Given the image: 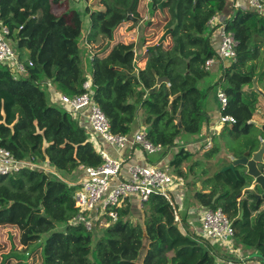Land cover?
<instances>
[{"label": "trees", "instance_id": "obj_1", "mask_svg": "<svg viewBox=\"0 0 264 264\" xmlns=\"http://www.w3.org/2000/svg\"><path fill=\"white\" fill-rule=\"evenodd\" d=\"M64 1L0 0V22L9 27L14 41L25 51L20 60H28L27 73L19 78L8 65L0 64L1 148L19 160L36 158L62 178L81 167L103 164L73 112L51 105L42 88L43 81H51L70 97L85 92L89 60L82 54L84 39L94 48L90 61L92 99L104 111L114 134L131 135L142 116L150 142L165 149L175 147L184 135L200 136L206 95L197 84L209 76L206 61L218 56L210 44L209 22L225 11L227 0H151L152 6L163 5L164 29H172L167 39L172 44L166 41L155 50H143L139 58L143 67L137 65L134 42L111 45L116 30L130 22L129 8L134 18L140 17L139 0H101L105 10L87 7V32L78 10L63 15L53 11ZM226 28L238 41L237 58L225 68L217 86L229 101L223 114L236 120L228 137L244 141L243 150L234 154L236 160L246 152L250 156L258 152L264 139V132L252 122L258 102H246L243 92L261 67L262 81L264 78V14L239 8L226 21ZM256 36L262 41L254 43ZM99 40L102 45L96 49ZM109 47L102 57L100 53ZM160 78L168 82L157 87ZM220 152L214 145L205 158L212 159ZM190 157L184 149L177 153L171 163L177 175L186 176L182 167ZM197 165L195 162L190 171ZM259 168L264 172V164ZM208 173L203 170L201 181L207 192L199 190L195 198L206 209L221 208L236 230L234 246L264 262V200L257 197L263 194L261 187L252 189L254 179L244 166L217 171L214 177ZM77 190L39 169L0 176V232L9 228L14 233H9V251L4 250L0 236V264H38L39 260L41 264H216L212 245L184 233L175 221V209L156 194L139 211L132 201L125 202L118 209V221L104 228L94 244V231L71 224L78 212ZM141 213L142 219L137 215Z\"/></svg>", "mask_w": 264, "mask_h": 264}, {"label": "built area", "instance_id": "obj_2", "mask_svg": "<svg viewBox=\"0 0 264 264\" xmlns=\"http://www.w3.org/2000/svg\"><path fill=\"white\" fill-rule=\"evenodd\" d=\"M248 8L259 13L264 12V0H247ZM209 25L217 28L221 38V45L216 58L206 61V71L219 66L220 72L226 68L224 61L235 62L237 58L238 41L233 33L228 32L225 21L219 24ZM13 33L8 26L0 22V64L8 65L16 78L18 75L27 73V66L20 61L19 55L12 47ZM29 66H33L29 63ZM220 66L222 69H220ZM85 92L78 96L58 95V101L69 111L79 117L85 116L90 124V134L101 137L103 141L114 148L121 150L128 144L138 147L147 154H156L165 150L162 145H154L147 137L145 130L135 134L134 138L127 135H116L112 132L111 124L104 111L93 99L92 80L83 84ZM217 98L221 106L219 123L221 126L235 125L234 117L224 115L228 108L227 94L220 88ZM206 148H212L211 142L206 141ZM103 164L96 168H86L82 183L75 193V206L78 210L71 224L83 226L87 232H93L99 225L108 228L119 219L118 209L125 202L138 200L142 205L156 194L164 196L172 207L175 208L171 193L184 186L183 178L171 173L167 166L160 163L147 166L129 167V178H124L122 171L125 162L121 159L110 157L106 152L100 151ZM25 169H39L47 174L59 175L54 170L46 169L39 164L36 158L28 160L17 159L9 150L0 147V176H10L22 172ZM177 222L180 221L178 214L175 215ZM236 230L228 215L221 209H207L202 215V238L212 246L219 244L223 252L215 251L216 264H251L241 251L234 246Z\"/></svg>", "mask_w": 264, "mask_h": 264}, {"label": "rangeland", "instance_id": "obj_3", "mask_svg": "<svg viewBox=\"0 0 264 264\" xmlns=\"http://www.w3.org/2000/svg\"><path fill=\"white\" fill-rule=\"evenodd\" d=\"M150 1L151 0H139L137 12L140 14V17L137 18L138 21L136 23H134L133 21L127 22L125 25L117 29L115 32V36H114V42H112L111 45H113L115 42H121L125 44H131L134 42L137 46L136 50L138 51V48L141 49V44L143 40L145 39L144 41L145 45L143 44L144 48L141 49L142 51L143 50L145 51L147 46L156 45L159 42V40L163 37V35L166 32V30L164 29V26L166 24L164 21L165 16H162V12H161L162 9L159 6L158 7L152 6V3ZM87 7L92 11L105 10V7L101 5V0H86V1L85 0H67V1H64L60 5H56L53 11L57 15H61V14L63 15L67 13L68 11H70V9L72 10V8L78 10L79 13H81L83 16L84 32H87L89 29V25H90L89 18L85 13V10ZM154 7H155L154 11H156L155 14L151 13V10ZM213 32L215 34H213ZM208 33H210L211 35L210 44L213 46V48L219 51L220 45H221V38L217 34V28H213L209 26ZM168 43L172 44V41L170 38L166 44ZM81 44H82V54L85 53V55L88 57L89 53H92V51L88 50V48L92 50H94V48L93 47L91 48L90 46L87 48L88 45L85 46L86 45L85 39L83 41L81 40ZM100 45H102L101 40H99L96 43L95 45L96 49H98L99 48L98 46ZM12 47L14 48L15 52L19 55L25 52L23 49L19 48L18 45L15 44V42H12ZM110 50H111V47H109V49L106 52H101L100 55L102 57L106 56ZM262 55H264V47H263ZM24 58L26 57L24 56ZM137 60L139 62L137 65L139 67H143V64L139 61L140 59H137ZM90 68H91V65H90V58H89V69ZM217 69L211 68L209 71H207L209 72V75L217 79V83L215 84L213 88L208 90L207 93L205 94L206 96L203 100L204 105L202 106V110L204 112L205 111L215 112V116H217L221 110V106L217 98V92L220 89V87H218L217 84L220 78L223 76V71L221 72V74H219L218 73L219 70L217 71ZM262 74H263V68L261 67L256 73L255 81L252 84L243 87L245 101L251 102L252 100H256L258 102L257 111L255 112L253 116L252 122L260 130H262L264 126V78L262 81L261 79ZM42 88L44 89L43 85H42ZM45 93L51 105L53 106L58 105V106L63 107L61 109H65L64 105L53 103L52 100H50L48 93L46 91ZM214 125L215 124L211 122L210 128H211L213 135H215L217 132V131L215 132L214 130ZM231 127L232 125H227L225 127L219 126L218 130L221 129L220 133L216 134L215 137H213L212 148L214 145H217L221 149V152L220 154H218V156L212 158L211 160H207L205 158V154L207 151L211 150L212 148L207 149L205 147H203L200 150V152L197 154L199 160H194V161L198 162V166L196 167L195 173L199 176V178L189 177L188 179L189 183H186L187 188L191 186L195 187V184L192 183V182H196L195 180L199 181V185L197 184L198 186H202L200 180L203 181L204 179V178H201V176L203 174V170L205 169L206 171L209 172L208 175H210V177H214L217 171L223 172L222 170L228 167V164L230 165V163L233 162L235 152L239 153L240 151L243 150V147L245 146L244 141L239 143L238 141H234L231 137H228V131L231 129ZM37 162L40 163L39 160H37ZM254 187L255 185H253L252 189H254ZM202 191L207 192V186L205 187V189L203 188ZM175 192L176 190H174L171 193V195L174 201L177 203L178 196L176 195ZM192 194H193V191H192ZM190 197H192V195ZM191 210H194V209H191ZM104 228L105 226L102 224V225H99L94 231L93 233V243L94 244L103 235ZM9 233L14 234L9 228H6L0 232V236L3 237V248L5 251H9L11 248ZM213 248L219 251V253L223 252V247H221L219 244H215ZM20 249H22V247H20ZM249 263L255 264L257 263V261L249 260ZM38 264H41L40 260L38 261Z\"/></svg>", "mask_w": 264, "mask_h": 264}, {"label": "crops", "instance_id": "obj_4", "mask_svg": "<svg viewBox=\"0 0 264 264\" xmlns=\"http://www.w3.org/2000/svg\"><path fill=\"white\" fill-rule=\"evenodd\" d=\"M247 7H248L247 0H227V7H226L225 11L214 16L213 18H215L216 20L213 23L219 24L220 21H225V23H226V21H228L229 19L232 18V15L234 14V12L237 9L247 8ZM263 14H264V12H263ZM209 26H211V25H209ZM213 34H215V33L213 32ZM217 34H218V32H217ZM13 42H15V41H13ZM85 42H86V40H85ZM15 44H17V43L15 42ZM85 46H87V43ZM88 47L89 46H87V48ZM88 50L91 51L90 48H88ZM214 50L217 51L215 48H214ZM141 52H142V50L138 48V51H137V58L138 59L142 55ZM22 55H23V53H22ZM24 56L26 57V55H24ZM83 56L85 57V60L86 59L89 60V58H90V61H91L93 54L89 53V56L87 57L85 55V53H83ZM26 61H28V60H24L22 62L25 63ZM230 63H232V62L224 61L223 66L227 67ZM87 69H88L87 75H89L88 77L91 78L90 74L92 71H91V68L89 69L88 61H87ZM216 69L218 71L219 66H217ZM220 69H222L221 66H220ZM218 73L221 74L220 70ZM20 76H23V75H18L17 78H19ZM15 78H16V76H15ZM42 83L44 86V90L49 95L50 100H52L53 103L63 105L58 101V95H65V94L60 92L57 89V86L51 81H43ZM216 83H217V79H215L213 76L209 75L206 78H204L203 80L199 81L197 84V87L202 91V94L205 95L208 90H210L211 88H213L215 86ZM157 87H159V86L157 85ZM220 114H221V111L218 113L217 116H215V112L205 111L204 112L205 122H204V125L202 128V132L200 133V136L184 135L182 138H180L177 141V145L175 147L170 148V149H165L164 151H162L160 153H156V154H147V153L143 152L141 149H139L138 147H133L130 144H128L127 146H125L121 150H115L114 148H112L111 146L106 144L101 137L94 136V135H91L89 133L91 130L90 124L88 122V119L85 116H81V117H79L77 115H74V116H75V119H76L78 125L81 126L83 129H85L89 133L90 141L94 144V146H95V148L99 154H100V151L102 150V151L106 152L112 158L124 160L125 165H124V169L122 171V175L124 178H127V179L129 178V174H128L129 167H133L136 165L147 166L149 164H157V163H160L163 166L169 167L171 172L173 173V175L183 178L184 186L181 188H178L175 192L176 195L178 196L177 203L173 199L174 206H175V208L173 207L175 209V215L178 214L181 222L180 223L177 222L176 219H175V221L177 223H179V226H181L184 233H186L190 236H193V237L196 236L197 238L202 239V215L207 209L202 207V205L195 198V193L199 190H202V186H198L199 185L198 180H195L196 182H192L195 184V187L191 186V187L187 188L186 183H189V180H188L189 177L190 178H199V176L195 173L196 167L198 165L195 166L192 171H190V167L196 162L194 160H199L197 154L200 152V150L203 147L206 148V141L211 142V145H212L213 137H215L216 134L220 133L221 129L218 130V127L221 126L219 123ZM211 122L213 124H215L214 130H215V132L217 131L215 135H213L211 128H210ZM225 126H223V127H225ZM143 130L146 131L145 125L143 123V118H142V116H140V118L134 124L133 131H132L131 135H129V137L132 140L134 138L135 134H137L138 132L143 131ZM182 149H184L186 152L192 154V157H190V159L187 160L183 164V167H182V170L186 176L177 175L175 170L171 167V163L174 161L175 157L177 156V153ZM209 160H211V159H209ZM39 164H41V162ZM41 165L45 166L46 169H50V170L55 171V169H53L52 167H50L46 163L41 164ZM58 175H59V178L61 180L65 181L70 186L79 187L83 181L84 176H85V168L81 167L77 171L73 172L71 175H66L65 178H62V176L59 173H58ZM201 178H204V176H201ZM200 182H201V180H200ZM201 185H202V183H201ZM192 191H193V194H192ZM191 195H192V197H190ZM132 202H133L134 206H136L137 211H139V209H142L143 205L138 200L134 199V200H132ZM191 209H194V210H191ZM137 215H138V217H140V219H142V213L137 214ZM133 220L136 221L137 219H133ZM202 242L204 244L207 243L205 240H203ZM211 248H213V246H211ZM211 250H213V255H214L215 251L217 252V250H215L214 248ZM241 253L246 258L248 257L249 260L256 259L255 261H257V263H255V264H264V262H262V260H259L260 258L257 259L258 255L247 254L244 251H241ZM214 257H215V255H214Z\"/></svg>", "mask_w": 264, "mask_h": 264}, {"label": "water", "instance_id": "obj_5", "mask_svg": "<svg viewBox=\"0 0 264 264\" xmlns=\"http://www.w3.org/2000/svg\"><path fill=\"white\" fill-rule=\"evenodd\" d=\"M198 1L199 0H195L196 3ZM159 7L162 9L163 5L161 4V5H159ZM128 13H129L128 20L136 23L138 21V19L134 18L133 15L131 14V8L128 9ZM171 33H172V29L167 30L165 32V34L163 35V37L159 40V42L156 45L147 46L146 50H155L159 45H161L162 43L167 41L168 36ZM259 41H262V39L259 38L258 36H256L254 43H257ZM167 82H168L167 78H160L158 80L157 85L161 86L163 83H167ZM154 91H156V88H154L151 92L153 93ZM262 131L264 132V126H263ZM262 164H264V141H263L262 146L258 152L254 153L252 156H250L249 152H246L242 158L233 160L232 164L229 165L228 167L224 168L222 171L223 172H227L230 170L233 171V170H235L236 167L244 166L247 169V174L251 178L254 179L255 187L260 186L262 191H263V194L258 195L257 197L259 199L264 200V172H262L261 169L259 168L260 165H262ZM242 217H243V212H242L241 218Z\"/></svg>", "mask_w": 264, "mask_h": 264}, {"label": "flooded vegetation", "instance_id": "obj_6", "mask_svg": "<svg viewBox=\"0 0 264 264\" xmlns=\"http://www.w3.org/2000/svg\"><path fill=\"white\" fill-rule=\"evenodd\" d=\"M263 129V128H262Z\"/></svg>", "mask_w": 264, "mask_h": 264}]
</instances>
